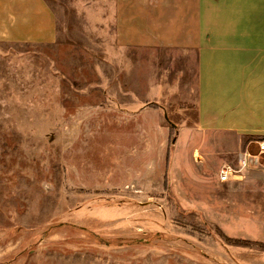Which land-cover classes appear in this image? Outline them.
I'll return each mask as SVG.
<instances>
[{"label":"rangeland","instance_id":"obj_1","mask_svg":"<svg viewBox=\"0 0 264 264\" xmlns=\"http://www.w3.org/2000/svg\"><path fill=\"white\" fill-rule=\"evenodd\" d=\"M72 5L86 4H61L60 43L83 49L0 43V264H264V195L248 212L244 198H223L214 146L198 164L202 137L183 129L192 105L163 112L158 75L175 68L128 78V53L107 61L96 13L78 21ZM259 144L248 168L264 188ZM78 229L118 247L93 248Z\"/></svg>","mask_w":264,"mask_h":264},{"label":"crops","instance_id":"obj_2","mask_svg":"<svg viewBox=\"0 0 264 264\" xmlns=\"http://www.w3.org/2000/svg\"><path fill=\"white\" fill-rule=\"evenodd\" d=\"M64 1L0 0V43L83 49L60 43L67 20L60 10ZM80 1L86 5H72L71 13L78 21L96 13V49L108 52L113 66L127 52L128 78H133L131 68L135 75L142 65L149 64L153 74L175 68L174 75H158L163 112L192 105V121L183 129L202 137L193 154L198 164L206 165L211 156L203 150L207 146H214L216 166L239 170L244 156L253 163L255 157L247 153L264 139V0ZM206 135L222 138L213 143ZM249 169L226 183L217 174L216 184L223 198H244L246 212L264 195L257 183L262 176Z\"/></svg>","mask_w":264,"mask_h":264},{"label":"trees","instance_id":"obj_3","mask_svg":"<svg viewBox=\"0 0 264 264\" xmlns=\"http://www.w3.org/2000/svg\"><path fill=\"white\" fill-rule=\"evenodd\" d=\"M78 230L83 233L84 237L86 238V241L90 242L91 245L93 246V248L94 247H96V248H99V247L117 248L118 247L116 244H109L107 242L102 241L101 238H98L97 236H95L94 234L90 233L87 230H84V229H78ZM21 231H22L21 228H15L14 230H6L5 234L3 236L4 237V241H7L5 239H9L10 240V239H12L14 237L15 238L18 237L20 235ZM51 234H52L51 230H46V232H42L41 234H37L35 236V238H33L32 240L28 241V244H29L28 246L22 248V250L19 251L16 254V256H15L16 259L13 256L12 257L13 260H11V261L9 260V262H7V263L15 262L17 260V258L24 256L26 253H30L32 251V249L36 246V244L41 241V239H43L46 236H49ZM152 236H155V235H152Z\"/></svg>","mask_w":264,"mask_h":264},{"label":"built area","instance_id":"obj_4","mask_svg":"<svg viewBox=\"0 0 264 264\" xmlns=\"http://www.w3.org/2000/svg\"><path fill=\"white\" fill-rule=\"evenodd\" d=\"M259 152H264V142L262 144H259ZM250 166V163H249V160H248V157L247 156H244L242 157L240 160H239V170H244L246 168H248ZM234 171L231 167L229 166H225L223 167V169L220 171V174H219V182L220 183H226L229 181L230 178H233L235 175H234Z\"/></svg>","mask_w":264,"mask_h":264},{"label":"bare ground","instance_id":"obj_5","mask_svg":"<svg viewBox=\"0 0 264 264\" xmlns=\"http://www.w3.org/2000/svg\"><path fill=\"white\" fill-rule=\"evenodd\" d=\"M223 169V168H222Z\"/></svg>","mask_w":264,"mask_h":264}]
</instances>
